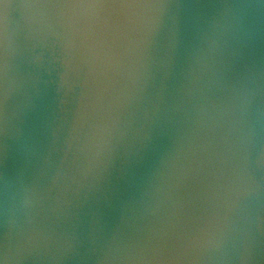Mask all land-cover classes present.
Wrapping results in <instances>:
<instances>
[{
  "label": "water",
  "instance_id": "95a60500",
  "mask_svg": "<svg viewBox=\"0 0 264 264\" xmlns=\"http://www.w3.org/2000/svg\"><path fill=\"white\" fill-rule=\"evenodd\" d=\"M0 264H264V0H0Z\"/></svg>",
  "mask_w": 264,
  "mask_h": 264
}]
</instances>
